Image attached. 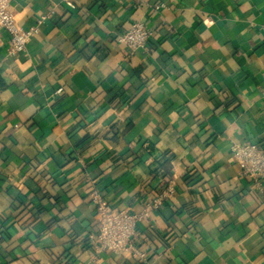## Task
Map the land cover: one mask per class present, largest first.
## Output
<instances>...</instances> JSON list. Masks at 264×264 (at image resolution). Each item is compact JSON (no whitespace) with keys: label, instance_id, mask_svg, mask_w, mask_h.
Instances as JSON below:
<instances>
[{"label":"crops","instance_id":"obj_1","mask_svg":"<svg viewBox=\"0 0 264 264\" xmlns=\"http://www.w3.org/2000/svg\"><path fill=\"white\" fill-rule=\"evenodd\" d=\"M10 10L37 32L13 53L0 27V264H264V185L231 155L264 143V0ZM138 20L154 36L132 50L119 36ZM94 192L152 207L136 251L92 248Z\"/></svg>","mask_w":264,"mask_h":264},{"label":"built area","instance_id":"obj_2","mask_svg":"<svg viewBox=\"0 0 264 264\" xmlns=\"http://www.w3.org/2000/svg\"><path fill=\"white\" fill-rule=\"evenodd\" d=\"M11 1L0 0V27L9 32L11 51L17 53L26 49L37 29H24L17 23L10 10ZM153 36L154 31L149 24L138 20L134 21L119 36V41L132 50L145 49ZM231 155L240 169V174L250 179L257 188L261 189L264 185V143L259 141L235 143L231 147ZM173 193L174 188L169 184L162 195L156 199L153 207L160 205L165 198H169ZM92 200L96 205L98 217L97 229L89 239L92 248L98 253L136 251L138 223L149 217L152 207L149 206L141 212L128 209L113 210L98 192L92 193Z\"/></svg>","mask_w":264,"mask_h":264}]
</instances>
